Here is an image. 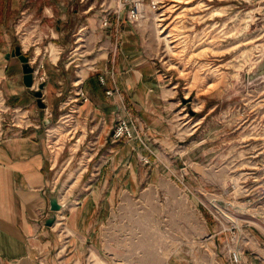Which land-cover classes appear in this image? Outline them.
I'll return each mask as SVG.
<instances>
[{"label":"rangeland","instance_id":"rangeland-1","mask_svg":"<svg viewBox=\"0 0 264 264\" xmlns=\"http://www.w3.org/2000/svg\"><path fill=\"white\" fill-rule=\"evenodd\" d=\"M45 1H14L0 20V135L33 128L46 137L60 210L76 202L88 168L115 165L118 183L122 167L117 206L102 216V240L89 264H264V79L250 76L264 55V0H155L156 8L152 0H141L137 25L174 102L171 151L158 145L153 158L134 156L124 143L142 131L115 137L116 119L109 116L105 143L96 142L95 119L83 130L87 139L73 143L72 136L82 140L83 132L68 114V89L90 65L81 58L92 54L82 26L90 13V20L102 22L104 3ZM114 4L128 14L130 0ZM58 23L69 41L76 40L59 53L61 83L48 76V59L56 60L60 51L52 43ZM17 44L35 67L33 87L24 83L19 57H6ZM74 47L76 54L68 56ZM7 82L22 90L8 97ZM37 89L45 106L38 103ZM60 232L67 236L65 224ZM232 250L240 251L239 262L231 259Z\"/></svg>","mask_w":264,"mask_h":264},{"label":"crops","instance_id":"crops-1","mask_svg":"<svg viewBox=\"0 0 264 264\" xmlns=\"http://www.w3.org/2000/svg\"><path fill=\"white\" fill-rule=\"evenodd\" d=\"M14 1L20 0H11L6 4L3 15L11 9ZM106 1L100 0V3H104L101 8L105 11L103 16L110 14L108 26L90 20L91 4L83 9L84 13H90L82 29L89 35V42L84 44L92 54L81 57L82 62L88 59L90 65L83 67L78 83L71 80V84L76 83V86L68 89V114L79 124L75 126H80L82 132L88 129L89 119H95V126L98 127L96 142L99 144L107 141L104 136L107 133V116L111 121L118 116L131 117L136 120L137 132L142 131L143 134L124 142L134 156L142 157L146 153L153 158L157 151H161L158 145L170 153V144L173 143L172 89L166 86L165 74L144 44L147 41L139 26L129 20L121 7H116V0H109V6H106ZM45 6L52 8V5ZM90 21L93 23L90 24ZM52 31L58 37L52 43L60 51L56 60L48 59V64H51L48 76L53 77V82L61 83L62 74L58 72L61 68L57 66L59 53L74 45L76 40L69 41L59 23ZM75 50L76 47L69 49L71 54L68 56L75 55ZM77 57L80 56L73 59ZM7 67L8 63H5L3 78L6 77ZM101 77L106 79L105 82ZM10 85L7 82L5 87L8 97L22 90V87L11 89ZM108 90L111 92L108 93ZM80 91L85 92L87 100ZM60 93L62 90L57 92ZM81 134L82 140L78 135L72 136L76 137L74 144L87 139L85 132ZM99 153V150L95 151V155ZM117 153L116 150L113 162ZM106 163L88 168L89 177L83 181L84 188H81L76 202L54 212L50 207V197L57 184V170L46 137L33 128L0 135V264H89L92 251L99 248L97 246L102 240L99 229L102 216L117 206V198L122 191V167L118 168L117 183L116 166L108 169L104 165ZM85 174L83 171L81 179ZM54 214L57 223L48 225L46 220ZM63 224L68 230L64 238L60 232ZM64 240L66 245L63 247Z\"/></svg>","mask_w":264,"mask_h":264},{"label":"built area","instance_id":"built-area-1","mask_svg":"<svg viewBox=\"0 0 264 264\" xmlns=\"http://www.w3.org/2000/svg\"><path fill=\"white\" fill-rule=\"evenodd\" d=\"M156 6H157V1L152 0V7L156 8ZM142 7H143V3L141 0H130V9L127 15L131 22L137 24V22H139V20L143 17ZM101 24L104 27L110 25V18L108 15L102 18ZM101 80L105 82V79L103 77H101ZM107 92L110 93L111 90H108ZM80 93L84 96L85 100L88 99V96L85 95V92L80 91ZM136 133H137V129L135 128L134 119L126 116H118L116 118V122L113 126V135L115 137H134ZM231 259L234 262H239L241 260L240 251L232 250Z\"/></svg>","mask_w":264,"mask_h":264},{"label":"water","instance_id":"water-1","mask_svg":"<svg viewBox=\"0 0 264 264\" xmlns=\"http://www.w3.org/2000/svg\"><path fill=\"white\" fill-rule=\"evenodd\" d=\"M7 58L10 56H18L19 59L22 62V67H23V80L26 86L28 87H33L34 86V73H35V67L31 65L30 63V57L24 52V49L22 45L17 44L11 51H8L6 53ZM252 78H261L264 79V55L262 57V60L259 62L258 67L256 71L253 74H250ZM250 78V77H249ZM44 84H41V87ZM35 94L38 99V103L40 106H45V102L42 101V91L41 90H35ZM50 119H46L45 123H48ZM63 204L60 202L58 197L53 194L50 197V207L52 210H60L62 208ZM56 220V215L50 216L47 220L46 223L48 225H53Z\"/></svg>","mask_w":264,"mask_h":264},{"label":"trees","instance_id":"trees-1","mask_svg":"<svg viewBox=\"0 0 264 264\" xmlns=\"http://www.w3.org/2000/svg\"><path fill=\"white\" fill-rule=\"evenodd\" d=\"M10 1L11 0H0V20H2L3 18V13L5 10L6 4H8ZM45 3L48 4L49 2L46 0Z\"/></svg>","mask_w":264,"mask_h":264},{"label":"bare ground","instance_id":"bare-ground-1","mask_svg":"<svg viewBox=\"0 0 264 264\" xmlns=\"http://www.w3.org/2000/svg\"><path fill=\"white\" fill-rule=\"evenodd\" d=\"M179 1H182V0H179ZM167 37H168V36H167ZM167 37H165V38H167ZM55 129H57V128H56V127H54V128H53V132L55 131Z\"/></svg>","mask_w":264,"mask_h":264}]
</instances>
